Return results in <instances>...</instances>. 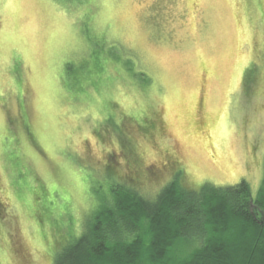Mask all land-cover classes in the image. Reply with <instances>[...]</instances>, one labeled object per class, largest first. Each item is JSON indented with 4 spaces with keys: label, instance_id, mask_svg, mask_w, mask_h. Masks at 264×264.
Returning a JSON list of instances; mask_svg holds the SVG:
<instances>
[{
    "label": "rangeland",
    "instance_id": "374dc122",
    "mask_svg": "<svg viewBox=\"0 0 264 264\" xmlns=\"http://www.w3.org/2000/svg\"><path fill=\"white\" fill-rule=\"evenodd\" d=\"M136 158L256 195L264 0H0V264H52Z\"/></svg>",
    "mask_w": 264,
    "mask_h": 264
},
{
    "label": "trees",
    "instance_id": "16d2710c",
    "mask_svg": "<svg viewBox=\"0 0 264 264\" xmlns=\"http://www.w3.org/2000/svg\"><path fill=\"white\" fill-rule=\"evenodd\" d=\"M131 120L139 129L149 124ZM118 135L134 152L130 135ZM140 160L127 168L133 184L112 180L82 232L54 244L61 247L52 264H264V174L254 196L245 180L195 186L180 171L147 193L133 171Z\"/></svg>",
    "mask_w": 264,
    "mask_h": 264
}]
</instances>
